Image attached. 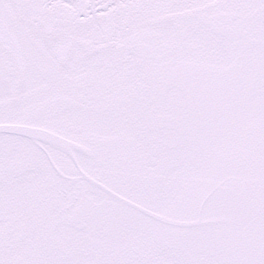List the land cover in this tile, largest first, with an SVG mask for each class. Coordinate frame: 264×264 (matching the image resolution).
<instances>
[{"label": "snow or ice", "instance_id": "1", "mask_svg": "<svg viewBox=\"0 0 264 264\" xmlns=\"http://www.w3.org/2000/svg\"><path fill=\"white\" fill-rule=\"evenodd\" d=\"M0 264H264V0H0Z\"/></svg>", "mask_w": 264, "mask_h": 264}]
</instances>
